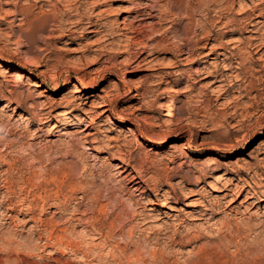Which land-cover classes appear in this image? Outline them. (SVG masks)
Instances as JSON below:
<instances>
[{
  "label": "rangeland",
  "instance_id": "obj_1",
  "mask_svg": "<svg viewBox=\"0 0 264 264\" xmlns=\"http://www.w3.org/2000/svg\"><path fill=\"white\" fill-rule=\"evenodd\" d=\"M208 1L194 53L178 19L141 27L139 0H0V264H264V201L230 203L264 177V48L226 27L264 0L220 3L221 23Z\"/></svg>",
  "mask_w": 264,
  "mask_h": 264
},
{
  "label": "bare ground",
  "instance_id": "obj_2",
  "mask_svg": "<svg viewBox=\"0 0 264 264\" xmlns=\"http://www.w3.org/2000/svg\"><path fill=\"white\" fill-rule=\"evenodd\" d=\"M141 1V3H137V13H136V16L134 17L135 20H137L138 22L140 21H147L148 19H151V18H156L158 20V24H162L164 25L165 23H171L173 22V20L175 19H178L181 21L182 24H184V30H183V34L186 35V37L182 38V46L183 48L187 49L188 47H194V49H192L191 51L192 52H196L197 48H195L196 46L199 45V43L201 42L199 36L201 35V33H204L206 32L209 28V25L210 23L212 22V20H209V21H202L200 19H196L195 20V17L197 15V10L199 9H202L203 7V4H204V0H173V1H166L165 2V7L163 8L161 5H160V2L161 0H146L148 2H143L145 0H139ZM206 1V0H205ZM234 0H209V6L208 8L206 9L208 11L207 15V19H210L211 18V14L212 12H215L219 17V21L217 23H221V20L223 17V13L224 12H220L217 10V7L220 3H225L227 4L228 6L227 7H223V11H228L231 9L229 8V5L233 2ZM262 5V7L260 6ZM212 6L213 8L211 9ZM217 6V7H216ZM224 6V5H223ZM206 8V7H205ZM205 10V11H206ZM221 10V9H220ZM76 11V10H75ZM203 11V10H202ZM206 11V12H207ZM222 11V10H221ZM226 13V12H225ZM214 14V13H213ZM228 15H230L228 13ZM239 17L241 18H236V19H231L232 21H229L227 24H226V27H228L229 25L230 26H236L234 29L232 30H229V31H232V33H240V34H244V33H248V32H252L254 35L251 36V38H243L244 41L247 42V44L249 46H253L255 50L257 51H260L264 48V5L263 4H255L253 5L252 7H248V8H242L240 10V13L238 14ZM87 17V16H86ZM210 17V18H209ZM100 19H97L96 21H94L93 18H85V17H82L81 20L78 22L79 25H84L86 26V29H88V32L90 33H94V32H97L98 29H100L103 24H100L98 23ZM86 22V23H85ZM140 24L141 27H144L143 24ZM195 22V23H194ZM123 28L122 30H126V31H131V33H134V30H131L132 29V26L131 24L129 23H126V19L124 20L123 22ZM104 27V26H103ZM248 27V28H247ZM249 27H252V29L249 31ZM171 28V27H170ZM109 29V28H108ZM101 30V29H100ZM114 30V29H113ZM121 31V30H120ZM127 32V33H128ZM138 32V30H137ZM140 33V32H139ZM207 33V32H206ZM209 33V32H208ZM251 33V34H252ZM127 35V34H125ZM138 35V33H137ZM176 35V34H175ZM209 35V34H208ZM190 36V37H189ZM192 36V37H191ZM134 37V36H133ZM133 37H129L130 39L133 38ZM175 37V36H174ZM165 38V37H164ZM160 38V39H154L156 41V45L159 46V45H163L165 42V39L167 38ZM180 38V37H179ZM256 42V43H255ZM168 44V42H167ZM165 45L168 46V45ZM232 44V42L230 43ZM223 46V45H222ZM221 46V47H222ZM246 46V44H245ZM225 48V47H224ZM233 48V47H232ZM235 48V47H234ZM242 48V47H241ZM237 49V48H236ZM244 48L240 49L234 54L232 55L233 57H238V58H241L242 57V54L244 53L243 51ZM251 49V48H250ZM251 51V50H250ZM193 53V54H194ZM257 53V52H256ZM211 54H214V50L211 49V52L209 54H206L207 55H211ZM233 54V53H232ZM246 54V53H245ZM220 55V54H219ZM136 55H133V57H135ZM233 59V58H232ZM31 63H33V61H30ZM35 66H39L37 65L36 63H33ZM14 77L16 79H23V78H26L25 74L22 73V72H16L14 74ZM81 85H83L81 83ZM9 104H6V106H8ZM106 111H108L106 109ZM105 112V111H104ZM69 114V113H67ZM169 115H172V112H170ZM21 118H23V120H27L28 118L27 117H24V116H21ZM22 120V119H21ZM29 120V119H28ZM47 121H45L44 123H46ZM13 127V125L11 126ZM187 127H189V124H187ZM9 134V133H8ZM133 138L135 141H139L141 138L139 137V135L137 134H133ZM95 142V141H94ZM6 147V146H5ZM9 148V147H8ZM13 167V166H12ZM118 168H124V167H121L119 166ZM257 168V167H256ZM259 169V168H258ZM122 173V172H121ZM249 173V172H248ZM257 172H255L256 174ZM121 175V174H120ZM10 177V176H9ZM7 179V177H6ZM9 179V178H8ZM7 181V180H5ZM215 181L217 183H222L223 181H226L225 184H223V187L229 192L231 191V189H228L229 188V185L233 182V178L228 176V174H225L223 172H220L218 174H216L215 176ZM253 182H245L241 185H238L235 189V198H232L230 200V203H235L237 200H239L243 193L245 191H248V196H247V199H252V198H258L260 201H264V177L261 176V177H258V175L254 178V180H252ZM231 182V183H230ZM8 183V181L6 182ZM11 183V182H10ZM11 186V185H10ZM10 188V187H9ZM61 191V190H60ZM87 191V190H86ZM41 197V196H40ZM99 197V196H98ZM96 197V198H98ZM44 198V197H43ZM46 198V197H45ZM44 198V199H45ZM52 198V197H51ZM56 198V197H55ZM54 198V199H55ZM58 198V197H57ZM41 199V198H40ZM49 199V198H48ZM51 200V199H50ZM45 202V200H42ZM96 201V200H95ZM100 201V200H99ZM32 203V202H31ZM43 205V204H42ZM61 205V204H60ZM33 207V206H31ZM30 207V208H31ZM213 207V206H212ZM9 209V208H8ZM13 209V208H12ZM213 208H207L206 211H210L211 214H214V210H211ZM126 210V209H125ZM119 211V210H118ZM42 212V211H41ZM128 212V211H127ZM32 213V212H31ZM125 214V213H124ZM135 214V213H134ZM33 215V214H32ZM126 215V214H125ZM134 216V215H133ZM39 217V216H38ZM42 217V216H41ZM40 218H36V217H31L29 219V221H33L35 223H38V222H43V219ZM120 217V216H119ZM122 218V216H121ZM82 220V219H81ZM59 221V220H58ZM143 221H146V218L143 219ZM44 223V222H43ZM147 223V222H146ZM46 226L49 227L50 231H49V236L51 238V236H53L54 232H56L55 229H57V235L55 234L54 237L56 236V244L59 245H63V242L66 241L68 242L67 240L65 239H68L67 238V234L68 232L70 231V229L68 230L67 228L65 229H59L58 230V226H57V223L56 221L54 220V216L52 219H50L48 222H46ZM36 227V225L34 226V228ZM40 227V226H39ZM43 227V226H42ZM46 227V229H47ZM111 227H113V224H111ZM226 227H228V225H226ZM240 226L237 225V228H236V231L238 233H240ZM37 228V227H36ZM44 228V227H43ZM109 229V228H108ZM106 229V231L108 230ZM133 229V227H132ZM45 230V228H44ZM228 230H230V232L233 230V226L231 224V226L228 227ZM47 233V232H46ZM111 230H108L106 232V237H110L111 236ZM40 234V233H39ZM70 234V233H69ZM77 235V234H75ZM46 236V234H45ZM74 236V235H73ZM47 237V236H46ZM113 237V235H112ZM70 238V237H69ZM73 238V237H72ZM78 238V237H76ZM80 238V237H79ZM109 239V238H108ZM54 240V239H53ZM70 241V240H69ZM74 241V240H73ZM73 241H70L68 244H65L66 245V248H71L73 250V253L74 252H77L75 251L76 250V244H80V243H76L74 245V242ZM49 242V241H48ZM12 243V242H11ZM55 243V242H53ZM65 243V242H64ZM9 244V243H8ZM13 246V245H12ZM53 246V245H52ZM55 246V245H54ZM65 247V246H64ZM75 247V248H74ZM138 247V246H137ZM78 248V246H77ZM78 250V249H77ZM125 250V249H124ZM70 251V250H69ZM91 251V250H90ZM126 251V250H125ZM140 251V250H139ZM203 251H205V249H203ZM207 251V249H206ZM138 253V250L136 251ZM65 253V252H64ZM71 253V251H70ZM124 253V252H123ZM127 253V252H126ZM85 254V253H84ZM121 254V253H120ZM132 254V253H131ZM126 255V254H125ZM133 255H136L133 253ZM138 257V256H137ZM88 258V257H87ZM85 259V257H84ZM86 260V259H85ZM84 260V261H85Z\"/></svg>",
  "mask_w": 264,
  "mask_h": 264
}]
</instances>
